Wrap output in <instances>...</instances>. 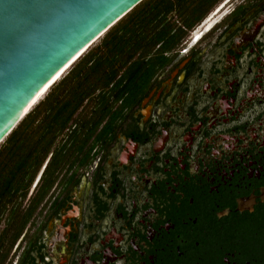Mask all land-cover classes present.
Returning a JSON list of instances; mask_svg holds the SVG:
<instances>
[{
	"label": "flooded vegetation",
	"instance_id": "obj_1",
	"mask_svg": "<svg viewBox=\"0 0 264 264\" xmlns=\"http://www.w3.org/2000/svg\"><path fill=\"white\" fill-rule=\"evenodd\" d=\"M189 33L31 184L0 264H264V0Z\"/></svg>",
	"mask_w": 264,
	"mask_h": 264
},
{
	"label": "trees",
	"instance_id": "obj_2",
	"mask_svg": "<svg viewBox=\"0 0 264 264\" xmlns=\"http://www.w3.org/2000/svg\"><path fill=\"white\" fill-rule=\"evenodd\" d=\"M220 0H144L111 27L53 84L0 144V226L21 216L27 189L96 135ZM125 101V100H124ZM125 104L123 107H125ZM22 222V223H23ZM21 223V225H22Z\"/></svg>",
	"mask_w": 264,
	"mask_h": 264
},
{
	"label": "water",
	"instance_id": "obj_3",
	"mask_svg": "<svg viewBox=\"0 0 264 264\" xmlns=\"http://www.w3.org/2000/svg\"><path fill=\"white\" fill-rule=\"evenodd\" d=\"M142 1L0 0V144L38 92Z\"/></svg>",
	"mask_w": 264,
	"mask_h": 264
},
{
	"label": "bare ground",
	"instance_id": "obj_4",
	"mask_svg": "<svg viewBox=\"0 0 264 264\" xmlns=\"http://www.w3.org/2000/svg\"><path fill=\"white\" fill-rule=\"evenodd\" d=\"M78 56V55H77ZM76 56V57H77ZM74 57V59L76 58ZM72 59L70 61V65L66 66L65 68H63L58 74H56L36 95V97L30 102V104L27 106V108L25 109L24 113L22 114L21 117H24L29 110L37 103V101L39 99L42 98L43 95H45L46 91L75 63L72 64L73 60Z\"/></svg>",
	"mask_w": 264,
	"mask_h": 264
},
{
	"label": "rangeland",
	"instance_id": "obj_5",
	"mask_svg": "<svg viewBox=\"0 0 264 264\" xmlns=\"http://www.w3.org/2000/svg\"><path fill=\"white\" fill-rule=\"evenodd\" d=\"M190 35H191V33H188V35L185 37V39H188V38L190 37ZM96 43H98V41H96V42L92 45V47H93ZM70 69H71V67H70V68H69V69H68V70H67V71H66V72H65V73H64V74H63V75H62V76H61V77L55 82V83H57L58 81H60V80H61V79H62V78H63V77H64V76L70 71ZM55 83H54V84H55ZM50 88H51V87H50ZM50 88L46 91L45 95H43L42 98L39 99V100L37 101V103H36V104H35V105L29 110V112H30L34 107H36V106H37V105H38V104L44 99V97L46 96V94L50 91ZM29 112H28V113H29ZM28 113H27V114H28ZM24 117H25V116H24ZM24 117H23V118H24ZM23 118H22V119H23ZM22 119H21V120H22ZM21 120H20V121H21Z\"/></svg>",
	"mask_w": 264,
	"mask_h": 264
}]
</instances>
